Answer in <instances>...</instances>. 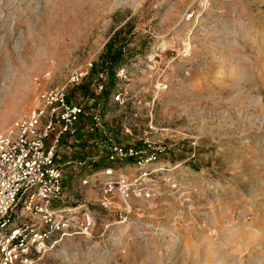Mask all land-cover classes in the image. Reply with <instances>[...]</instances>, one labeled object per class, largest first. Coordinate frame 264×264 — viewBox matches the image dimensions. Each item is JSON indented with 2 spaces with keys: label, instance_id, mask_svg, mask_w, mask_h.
<instances>
[{
  "label": "rangeland",
  "instance_id": "obj_1",
  "mask_svg": "<svg viewBox=\"0 0 264 264\" xmlns=\"http://www.w3.org/2000/svg\"><path fill=\"white\" fill-rule=\"evenodd\" d=\"M110 38L123 97H155L158 170L122 169L127 204L66 177L78 227L33 264H264V0H0V132Z\"/></svg>",
  "mask_w": 264,
  "mask_h": 264
},
{
  "label": "built area",
  "instance_id": "obj_2",
  "mask_svg": "<svg viewBox=\"0 0 264 264\" xmlns=\"http://www.w3.org/2000/svg\"><path fill=\"white\" fill-rule=\"evenodd\" d=\"M96 67L89 61L71 71L64 85L40 89L30 109L0 132V264H33L54 236L78 227L79 213L62 204L66 177L84 172L79 179L88 186L91 175L102 174L94 181L101 187L100 203L108 205L112 194L126 203L136 186L124 167L133 166L138 176L158 170L146 171L161 151L147 137L159 129L155 97L129 102L120 86L125 64L111 72ZM113 106L118 114L110 120ZM81 218L90 234L89 212Z\"/></svg>",
  "mask_w": 264,
  "mask_h": 264
},
{
  "label": "trees",
  "instance_id": "obj_3",
  "mask_svg": "<svg viewBox=\"0 0 264 264\" xmlns=\"http://www.w3.org/2000/svg\"><path fill=\"white\" fill-rule=\"evenodd\" d=\"M114 38H110L105 43V48L103 52L99 55L100 62L97 63L99 69L107 67L111 72L113 68L121 63L123 57V44H116ZM94 68L93 71H96L97 68ZM110 85L114 83L113 75L110 76L109 80ZM108 91H106L107 93Z\"/></svg>",
  "mask_w": 264,
  "mask_h": 264
}]
</instances>
